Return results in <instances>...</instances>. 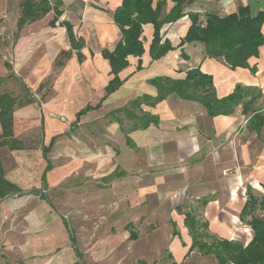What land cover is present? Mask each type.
<instances>
[{
  "label": "crops",
  "instance_id": "0c3cea01",
  "mask_svg": "<svg viewBox=\"0 0 264 264\" xmlns=\"http://www.w3.org/2000/svg\"><path fill=\"white\" fill-rule=\"evenodd\" d=\"M10 1L15 2L0 0V8L8 7ZM26 1L22 0L21 8ZM122 1L95 0L97 6L89 5L87 8L89 20L84 18L78 24L61 19L63 5L52 4L50 1L62 14L57 17L54 10H51L53 17L48 20L47 28L52 31L42 33L23 32V29L27 25L32 26L43 21L51 11L21 27L18 26V17V37L13 53L16 62L13 64L10 60L0 58V77H7L11 73L23 84L33 80L27 90L32 92V88L39 87L47 80L54 68L59 67L62 76L54 82L50 92L44 91L37 97L36 94L40 92L36 90L30 97L33 98L32 103L17 107L14 111V136L22 140L25 147L16 150L1 147L0 159L5 178L17 185L21 192L0 199V205H19L26 197L38 195L40 200L48 202L53 208L46 189L57 186L67 177V171L65 173L64 169L54 162L53 155L56 154L58 145L67 143L69 133L80 126L84 117L102 109L107 100L120 94L124 99L128 98V94H135L130 103L143 94L156 95L155 86L149 83L154 77L184 78L189 69L199 67L203 72L212 75L219 97L227 96L240 87L243 90L242 101L229 115L211 116L200 102L186 100L173 93L154 107L144 104V111L159 117L158 124H151L146 129H136L128 134L123 131V127H130H126L122 120L116 118L118 129H113V132L111 130V133L116 137L122 135L124 147L121 148V154L114 167L101 175L97 206L100 211H112L113 215L117 211H172L182 216L181 225L187 231L189 244L182 241L177 222L171 218V244L168 242L164 245V235L145 241L143 254L150 259H139L137 264H161L160 259L165 258L173 264V261L178 262V257H174L172 251L179 257L188 256L192 239L184 223L187 211L194 212L199 219L207 222L208 231L210 225H214L221 236H213L247 245L253 239L254 231L247 223L251 215L242 220L241 212L250 196L261 200L264 195V44L259 46L256 55L249 57L248 66L236 68L228 65L222 57H206L205 45L202 42L185 43L182 47L178 45L191 25L190 13L198 14L203 20L208 13L225 16L237 12L241 6H247L252 16H255L258 12H264V0H186L184 15L173 22L164 23L161 28L162 41H170L175 49L157 60H153L149 52L154 37V26L152 23L144 24L140 38L145 52L142 56H128V66L119 73L123 84L101 102L106 94V86L113 77L110 62L103 55V51L113 50L122 37L121 30L114 21V12ZM152 1L153 6H156L158 1H164L161 19L169 14L176 3L174 0ZM65 22L71 23L76 37L83 40L81 49L71 47ZM54 29L59 30L57 35ZM262 33L264 35V23ZM28 47L39 51L37 59L32 63H28L29 59L26 61L28 55L23 53L24 48ZM62 51H69V55L63 59L62 66H56L55 61ZM79 53L82 58H79ZM94 61L102 63L107 76L99 74ZM5 62L11 64V70ZM27 63L33 72L31 79L22 75ZM139 64L141 69H138ZM76 72L82 75V83L81 79L77 78L79 73ZM142 87L144 90L134 93ZM100 102L99 108L90 110L78 118V113L86 106L95 107ZM246 103L248 104L245 106ZM59 116H64L67 120L63 121ZM129 119L133 124V120ZM35 128H39L43 140L37 149H31L26 146L24 139L27 133ZM127 136L131 138L132 143L127 142ZM45 146H50L47 157L51 168L48 171L44 155ZM103 166L104 164L100 166L99 163V169ZM124 172L127 174L125 177ZM44 174L45 183L42 180ZM122 183H125V187ZM253 211L259 214L261 209L255 206ZM38 214L40 215V211L34 213L35 216ZM48 216H51V220L48 226L50 230L47 231L52 234L47 236V232L44 242L20 244L23 259L29 264H47V252L60 248L62 252L55 257L58 264H86L75 229L69 225L68 220L55 212ZM127 217L128 221L119 217L113 221V224L117 223L121 236V239L111 240L110 244L116 248L125 243L121 241L124 238L130 242L139 238L136 230L137 215L129 213ZM173 222L176 223L179 236L173 235ZM109 233L111 234L107 229L104 236L109 237ZM134 233L136 237H132ZM98 246V258L111 262L109 253L112 255L115 248L105 252L101 250V242ZM170 254L173 258L169 257Z\"/></svg>",
  "mask_w": 264,
  "mask_h": 264
},
{
  "label": "rangeland",
  "instance_id": "374dc122",
  "mask_svg": "<svg viewBox=\"0 0 264 264\" xmlns=\"http://www.w3.org/2000/svg\"><path fill=\"white\" fill-rule=\"evenodd\" d=\"M50 1L52 4L63 5L61 7L63 10L61 19L71 20L77 24L84 18L89 20L87 17L89 5L97 6L95 0ZM13 3L15 5H11ZM21 3L22 0L10 1L8 7L0 8V58L10 60L13 64L16 62L13 53L18 37L16 24L21 11ZM52 17L53 12L51 11L46 19L32 26L27 25L23 32L37 31L42 33L47 30L52 31L47 28L48 20ZM53 31L57 35L59 30L54 29ZM23 53L28 55L26 59V61L30 60L28 63L34 62L39 55V51L36 48L32 49L30 47L24 48ZM94 62L99 74L107 76L108 73L103 68L102 63ZM28 63L22 75L27 79H31L30 76L33 75V72H31V66ZM61 72L59 67L54 68L51 75L47 78V80H50L49 84L44 86L36 96L40 97L44 91L50 92L54 82L61 78ZM77 78H80L82 83L83 80L80 73L77 74ZM30 81L23 84L17 77H0V92L9 91L17 99L30 98L39 88L37 86L35 89L32 88V92H28V87H30L29 85L32 84L33 80ZM143 87L134 93L144 90ZM144 88L149 90L148 87ZM123 97L120 94L117 97L115 96V100L113 98L109 101L107 100L102 109L84 117L80 126L75 130H71L67 143L58 145L59 148L56 150V154L53 155L54 162L61 166L65 173L67 171V177L57 186L46 189V194L52 200L53 208L48 202L40 200L38 195L26 197L23 203L19 205L4 207L0 205V264H29L22 257L20 244L24 242L28 244V242L33 241L44 242L47 230H50L48 226L51 216H48V214L53 215L54 212L63 215L68 220L69 225L75 229L79 246L84 252L83 259L86 264H137L139 259L149 260L150 257L143 254L145 241L155 236L161 237V235H164L166 237L164 245H167L168 242L171 244V218L177 222L182 241L189 244L187 231L181 225L182 216L172 211H117L113 215L112 211H100L98 209V183L101 181V175L108 173L114 167L121 154V148L124 147L122 135L116 137L111 133V130L113 132V129L118 127L115 120L118 118L124 122L126 127H130L132 122L125 114V109L132 110L138 115L141 113L140 110L132 107L130 103V99L135 97V94L130 96L128 94V98L125 99ZM142 107L145 108V105ZM117 108L122 110L119 111ZM58 118L63 121L67 120L64 116H59ZM42 140L43 137L39 128L29 131L24 139L26 146L31 149H37ZM67 151H69L68 155ZM99 163L100 166L104 164L101 169H99ZM123 176L125 177L127 174L124 172ZM122 185L125 187V183H122ZM36 211H40V215L35 216L34 213ZM129 213L138 217L136 230L139 238L134 242L127 241L124 238L121 241L125 243L116 248L110 244L111 240L121 239V236L118 233L117 223L113 224V221L118 217L125 218V221H128L129 217H127V214ZM161 227L163 229L162 232ZM107 229L111 232L109 237L104 236ZM166 230H168L167 236ZM209 231L212 235L221 236L220 231L214 225H210ZM51 234L52 232L50 233L49 231L47 236ZM112 234L114 235L112 236ZM99 242L102 243L101 250L105 252L115 248V252L112 255L109 253L110 259H112L111 262L98 258L100 252ZM61 252L60 248L47 252L45 258V260L49 261L47 264H58L56 256ZM172 253L174 257H178L180 264H219L212 255L205 256L197 250H194L187 257H179L174 251ZM29 259L31 260L32 258ZM160 263L171 264V260L167 258L164 260L160 259Z\"/></svg>",
  "mask_w": 264,
  "mask_h": 264
},
{
  "label": "trees",
  "instance_id": "16d2710c",
  "mask_svg": "<svg viewBox=\"0 0 264 264\" xmlns=\"http://www.w3.org/2000/svg\"><path fill=\"white\" fill-rule=\"evenodd\" d=\"M175 6L164 18H160L164 1H158L153 6L152 0H123L122 4L114 12V21L119 26L122 37L117 42L113 50L105 49L103 55L111 65L113 77L106 86V94L101 102L110 94L115 92L123 84L119 73L128 66V56H142L145 52L143 41L141 40L142 26L146 23H152L154 26V37L150 45V55L153 60L160 59L168 51L174 50L170 41H162L161 28L164 23L173 22L184 15V3L186 0H174ZM51 10H54L58 17L62 14L61 10L53 6L49 0L31 1L27 0L21 8L18 26L21 27L27 22L42 18ZM191 25L186 35L181 39L178 47L185 43L202 42L205 45L206 57H222L232 68L238 66H248L249 57L256 55L260 45L264 44V35L262 25L264 23V12H258L252 16L247 6H241L237 12L219 16L208 13L203 20L196 13L189 14ZM67 37L74 49H81L84 42L77 38L73 25L65 22ZM69 55V51H62L56 59L55 65L62 66L63 59ZM79 58L82 54L79 53ZM7 68L11 70V64L5 62ZM141 64L138 69H141ZM9 77H13L10 73ZM50 80L43 82L37 91L49 84ZM149 83L155 86L156 95L143 94L131 101V106L142 112L136 114L132 110L125 109L127 117L133 120L130 128H124L123 131L128 134L136 129H146L151 124H158L159 117L143 110V105L154 107L167 98L170 94H177L179 97L200 102L211 116L229 115L233 113L235 107L243 99V90L238 87L233 93L219 97L217 95L212 75L203 72L199 67L191 68L186 72L184 78H173L170 76H157L149 80ZM33 102V98L17 99L9 91L0 92V148L8 147L11 150L23 149L24 142L14 136V111L17 107L25 106ZM101 102L95 107L86 106L78 113V118L90 110L99 108ZM248 103L245 104V106ZM121 111L122 109H118ZM246 111V109H244ZM264 122L262 123V125ZM127 142L132 140L127 136ZM50 146L44 147V155L47 160L46 171L51 168L47 153ZM46 181V175L42 177ZM21 189L5 178L4 168L0 159V199L11 194H18ZM257 206L261 209L259 214L253 211ZM247 215H251L248 224L254 231L253 239L243 245L238 241L226 238H218L211 235L208 231L207 222L199 219L194 212L185 213L184 223L189 229V235L192 242L187 252L197 250L202 255H212L219 264H264V195L261 200L253 196L249 197L245 209L241 212V219L245 220ZM173 235L179 236L176 223L173 222ZM132 237H136L134 233ZM74 241V236L72 237ZM173 258L172 255H169ZM139 264H148L140 262ZM173 264H179L173 261Z\"/></svg>",
  "mask_w": 264,
  "mask_h": 264
},
{
  "label": "bare ground",
  "instance_id": "6f19581e",
  "mask_svg": "<svg viewBox=\"0 0 264 264\" xmlns=\"http://www.w3.org/2000/svg\"><path fill=\"white\" fill-rule=\"evenodd\" d=\"M105 30H106V29H105ZM101 34H102V33H101ZM105 34H106V33H105ZM110 35H111V34H110ZM102 36L104 37V35H102ZM111 36H112V35H111ZM108 39H109V38H108ZM112 39H113V38H112ZM112 39H111V40H112ZM97 40H98V39H97ZM109 42H110V41H109ZM104 45H105V44H104ZM228 233H229V232H228ZM229 234H230V233H229Z\"/></svg>",
  "mask_w": 264,
  "mask_h": 264
}]
</instances>
